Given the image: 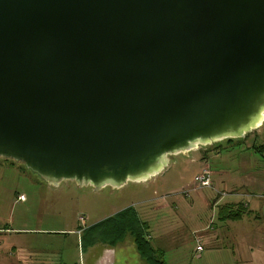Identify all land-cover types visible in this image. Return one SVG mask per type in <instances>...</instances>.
I'll use <instances>...</instances> for the list:
<instances>
[{
    "label": "water",
    "instance_id": "1",
    "mask_svg": "<svg viewBox=\"0 0 264 264\" xmlns=\"http://www.w3.org/2000/svg\"><path fill=\"white\" fill-rule=\"evenodd\" d=\"M264 124V0H0V158L51 187L145 182Z\"/></svg>",
    "mask_w": 264,
    "mask_h": 264
},
{
    "label": "crops",
    "instance_id": "2",
    "mask_svg": "<svg viewBox=\"0 0 264 264\" xmlns=\"http://www.w3.org/2000/svg\"><path fill=\"white\" fill-rule=\"evenodd\" d=\"M235 141L237 142L227 145V148L210 145L194 150V156H191L190 152L184 155L189 159L188 170L192 171L191 177L189 181H179V185L168 191L165 194L167 196L165 201L146 197L135 204L140 207L138 210L135 205L129 204L123 209H117L102 216H98L99 213L95 218L91 216L93 211L90 213L83 211L87 213H85L86 216L78 214V225L74 230H69L70 234L76 236L79 247L81 245V251H86L85 254L88 259L92 260V264H147L138 252L131 234L127 233L114 245H111L108 239L94 243L91 235L97 234L95 232L87 234L88 230L95 228L103 221L127 208H132L141 223L147 225L146 239L150 241L152 248L161 254L166 264H264V150L260 149L262 153H259L255 148L245 146L243 140ZM235 145L238 146L237 149L233 148L236 147ZM2 164L15 168L11 163ZM203 168L210 170L212 186L204 188L206 191L200 190L204 197L203 200L190 197V207L193 210L199 200L203 201L206 205L204 209L210 210L209 217L207 214L206 216L197 215L196 218L191 217L189 226H174L169 222L170 218L166 219L164 216L170 208H173L172 213L181 211L180 202L182 200L177 194L180 191H186V194L183 193L185 196H189L190 193L198 194V190L192 189V181ZM25 200L24 196L20 202ZM153 201L157 203L156 209L163 212V221H168L165 226L161 224L164 230L160 229L154 239L157 243L156 248L152 245L150 224L144 220L146 204ZM187 206L184 204L183 207ZM236 212H239V216L234 217ZM80 215L82 221H80ZM170 217L175 218L174 215ZM192 220L196 222L194 225H192ZM87 222L89 225H86ZM81 223L82 227H79ZM180 227H187L188 232L181 240L177 239L174 234ZM47 231L58 234L62 230ZM7 232L8 229L0 228V237L2 233ZM40 232L43 231H37V233ZM165 232H167L166 235ZM104 234L110 233L106 231ZM163 234L164 237H162ZM84 236L91 237L84 239ZM164 239H168L170 244L165 246ZM2 244L5 246L2 247ZM2 244H0V264H50L49 255L45 251H34L15 246L14 241ZM198 245L203 249L201 253L196 251ZM170 249L176 250L173 256L168 254L171 263L165 254ZM180 251L184 255H181Z\"/></svg>",
    "mask_w": 264,
    "mask_h": 264
},
{
    "label": "rangeland",
    "instance_id": "3",
    "mask_svg": "<svg viewBox=\"0 0 264 264\" xmlns=\"http://www.w3.org/2000/svg\"><path fill=\"white\" fill-rule=\"evenodd\" d=\"M235 140L238 142L243 140V144L245 143V146L252 149L264 146V124L254 132L247 134L244 139H233L230 142L224 140L213 144V146L227 148V145L236 143ZM233 148L237 149L238 146ZM190 155L194 156V151H191ZM188 161V158L179 154L170 159L169 165L161 174L148 181L127 183L120 189L111 190L106 187L101 191H95L91 187H76L72 182L61 183L56 188L51 187L37 175L27 170L23 163L0 158V228L8 229L7 233H2L0 244L14 241L15 246L34 251H45L49 255L48 262L50 264H92V260L88 259L85 254L86 251H81V245L79 247L76 236L70 234L69 231L74 230L78 225V214L86 216L87 213L83 211L88 213L93 211L91 216L95 218L99 213L98 216H102L117 209H123L126 205H135L139 200L146 197L159 198L160 201H165L167 197L165 194L179 185V181H189L192 171L188 170ZM2 163H11L15 168ZM201 191L198 190V194L190 193L189 196L183 195L182 191L177 193L178 198L182 200L180 202L181 211L172 213L173 208H170L164 217L170 218L169 222L174 226H189L191 217L196 218L197 215L206 216L207 214L209 217L210 210L204 209L206 205L203 204L204 197ZM23 195L26 200L20 202L24 199ZM192 196L194 199H202V202L199 200L193 210L190 207V197ZM14 200L17 202L15 203ZM184 204L188 206L183 207ZM135 207L137 210L140 209L136 205ZM156 207L155 201L146 204V219L143 217L150 224L151 230L149 232L153 237L151 240L155 248L157 246L154 240L156 235L160 229L163 231L162 226L168 223V221H163V212H159ZM171 215H174L175 218L170 217ZM194 223L196 222L192 220V225ZM86 225H89V222ZM79 227H82V223ZM16 229L24 231L19 232ZM57 229L62 230L59 232L60 234H52L47 231ZM37 231L43 232L37 233ZM186 232L187 227H180L174 234L177 239L181 240L185 237ZM164 234L166 235L167 232ZM163 242L165 246L170 244L168 239H164ZM4 246L2 244V247ZM175 252L176 250L170 249L169 252L165 253L168 261H170L169 255L173 256ZM180 252L181 255H184L182 251Z\"/></svg>",
    "mask_w": 264,
    "mask_h": 264
},
{
    "label": "trees",
    "instance_id": "4",
    "mask_svg": "<svg viewBox=\"0 0 264 264\" xmlns=\"http://www.w3.org/2000/svg\"><path fill=\"white\" fill-rule=\"evenodd\" d=\"M227 141L230 142L232 140ZM262 148L264 149V146L255 147V150L256 152L262 153L260 150ZM238 213L239 212H236L234 217L239 216ZM106 231L110 234H104ZM91 232L97 234L91 235L93 236L92 242L95 243L97 241L108 239L111 245H114L118 240L124 238V236L129 233L135 242L138 252L147 264H166L163 261L161 254L155 251L152 248L150 241L146 239L147 225L141 223L136 216V212L132 208H127L124 211L117 213L112 218L103 221L100 225L88 230L87 234ZM91 236H84L83 238L85 239Z\"/></svg>",
    "mask_w": 264,
    "mask_h": 264
},
{
    "label": "built area",
    "instance_id": "5",
    "mask_svg": "<svg viewBox=\"0 0 264 264\" xmlns=\"http://www.w3.org/2000/svg\"><path fill=\"white\" fill-rule=\"evenodd\" d=\"M192 182H193V186H192L193 190H201L204 188H210L212 185L210 170H208L207 168H203L199 174L194 176ZM182 193L186 194L187 192L182 191ZM80 220H82V218H80ZM196 251L198 253H201L203 249L200 245H198L196 247Z\"/></svg>",
    "mask_w": 264,
    "mask_h": 264
}]
</instances>
